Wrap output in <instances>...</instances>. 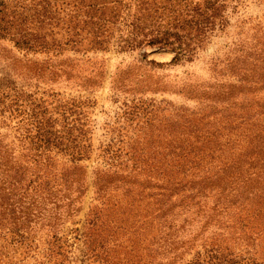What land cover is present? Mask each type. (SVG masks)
<instances>
[{
	"label": "rangeland",
	"instance_id": "rangeland-1",
	"mask_svg": "<svg viewBox=\"0 0 264 264\" xmlns=\"http://www.w3.org/2000/svg\"><path fill=\"white\" fill-rule=\"evenodd\" d=\"M202 1L0 0V96L18 100L59 129L63 123L83 129V143L90 145L78 161L85 165L84 190L71 205V217L55 225L60 253L49 218L52 204H24L14 191L8 204L7 196L0 197V264H209L224 246L226 257L240 264H264V221L260 235H230L236 199L248 191L247 202L260 197L264 203V188L254 191L253 180L223 178L231 186L218 192L200 187L190 170L167 183L161 170L149 169L137 184L112 172L128 155L160 166L185 138L196 135V143H205L200 134L231 130L221 115L238 119L247 102L261 103L264 0H215L220 15L206 22L187 58L172 60L169 45L138 43L174 24L185 4ZM211 14L210 7L206 16ZM40 67L44 73H32ZM18 119L0 109L4 142L13 140L15 150L5 162L11 173L23 162L14 138ZM96 167L111 176L100 188L106 175L96 178ZM92 208L101 209L106 248L92 246Z\"/></svg>",
	"mask_w": 264,
	"mask_h": 264
},
{
	"label": "trees",
	"instance_id": "trees-1",
	"mask_svg": "<svg viewBox=\"0 0 264 264\" xmlns=\"http://www.w3.org/2000/svg\"><path fill=\"white\" fill-rule=\"evenodd\" d=\"M202 3H204L202 6L197 3L191 8L185 4L186 10H181L183 14L176 12L177 21L174 24L165 26L162 30L150 31L152 37L138 43L169 45L174 51L172 60L189 57L190 45L206 31L208 25L206 22L209 23L215 15H220L218 13L220 5L217 6L215 0H203ZM210 7L212 14L206 16V11ZM21 42L28 44L29 48L34 47L35 43L29 39H23ZM41 46L48 49L50 45L48 42H41ZM55 46L60 48L61 43L57 42ZM44 68L40 67L38 70L29 68V70H33L32 73H44L42 72ZM260 100L261 103L256 106L252 105L251 101L247 102L248 108H244V114L238 119L230 120L229 114L220 116L223 123H226L227 128L231 130L216 128L207 135L200 134L207 140L205 143L200 141L196 143L197 136L194 135L171 147L170 158L163 159L160 166L149 162L147 157L143 158L140 154L136 155V158L128 155L127 160L123 162L119 160L116 165H112L117 167V171L112 169V172L130 183L137 184L142 181L140 176L146 175L145 171L149 174V169H154L156 172L161 170L162 177L167 176L165 180L167 183H171V176L182 177V174L190 170L199 177L200 180L197 181L200 187H213L218 192L231 186L223 181V178L227 177L253 180L254 191L264 188V96ZM0 105L1 111L8 110L11 114L19 116L14 138L20 148V159L23 160L20 163V170H15L14 173H11V168H6L5 162L13 156L15 150L12 145L13 140L4 142L5 133L0 130V197L7 196L6 204H8V195L15 191L24 204H52L49 218L53 220L54 225L53 242L56 243L57 252L60 253L62 239L56 234L55 225L71 217V205L84 190L85 165L78 164V161L87 156L90 146L83 143L84 130L79 129L76 132L66 123L62 124L61 129L54 127L53 121L38 118L35 113L23 109L18 100H6L3 94L0 96ZM208 137L216 139L208 141ZM138 148L139 146H134L132 152L135 154ZM123 170L129 172L123 174ZM132 171H135V174H132ZM104 174L106 176L101 178L102 181H99L96 188H100L111 176L100 167L94 168L96 178ZM4 175H15L16 180H3ZM4 183H7V186H4ZM237 185L243 187L242 184ZM237 185L234 186L235 189ZM247 193L236 199V204L231 205L234 211L230 217L232 225L230 235L237 237L238 240L249 237L253 232L260 235V226L264 221V203L259 204L260 197L248 198L247 202ZM244 204L249 205L247 207ZM87 224L88 233L93 240L92 246L106 248L102 246L103 228L100 227L104 224V220L101 217V209L89 210ZM220 248L222 256L217 260L213 257L209 258V264H240L237 260L226 257L230 253L227 246Z\"/></svg>",
	"mask_w": 264,
	"mask_h": 264
}]
</instances>
